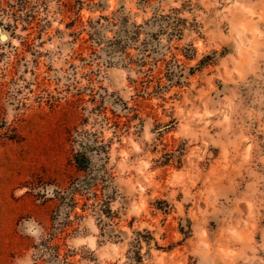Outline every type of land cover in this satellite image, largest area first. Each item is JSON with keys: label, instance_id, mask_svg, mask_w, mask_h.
I'll use <instances>...</instances> for the list:
<instances>
[{"label": "rangeland", "instance_id": "rangeland-1", "mask_svg": "<svg viewBox=\"0 0 264 264\" xmlns=\"http://www.w3.org/2000/svg\"><path fill=\"white\" fill-rule=\"evenodd\" d=\"M0 264H264V0H0Z\"/></svg>", "mask_w": 264, "mask_h": 264}, {"label": "clouds", "instance_id": "clouds-1", "mask_svg": "<svg viewBox=\"0 0 264 264\" xmlns=\"http://www.w3.org/2000/svg\"><path fill=\"white\" fill-rule=\"evenodd\" d=\"M29 231H30V229H29ZM93 231H95V229H93ZM34 234V233H33ZM76 243H78V244H82V243H85V241L84 240H78Z\"/></svg>", "mask_w": 264, "mask_h": 264}, {"label": "bare ground", "instance_id": "bare-ground-1", "mask_svg": "<svg viewBox=\"0 0 264 264\" xmlns=\"http://www.w3.org/2000/svg\"><path fill=\"white\" fill-rule=\"evenodd\" d=\"M2 39H5V35H2Z\"/></svg>", "mask_w": 264, "mask_h": 264}]
</instances>
